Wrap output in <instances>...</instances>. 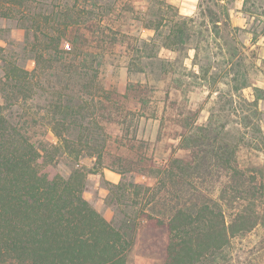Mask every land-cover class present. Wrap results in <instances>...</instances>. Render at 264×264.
Here are the masks:
<instances>
[{
	"label": "rangeland",
	"instance_id": "1",
	"mask_svg": "<svg viewBox=\"0 0 264 264\" xmlns=\"http://www.w3.org/2000/svg\"><path fill=\"white\" fill-rule=\"evenodd\" d=\"M181 2L0 0V106L14 121L43 125L34 139L57 144L44 126L58 125L70 143L56 153L57 169L65 177L83 169V196L133 236L127 264H164L166 223L196 200L192 192L231 191L230 166L224 187L202 165L174 182L166 170L176 158L227 145L261 181V134L242 118L259 96L264 130V0H196L183 12ZM179 27L190 38L177 47ZM15 66L29 71L28 87L12 79ZM251 204L236 205L255 227L201 264H264V197ZM236 205H224L227 220Z\"/></svg>",
	"mask_w": 264,
	"mask_h": 264
},
{
	"label": "trees",
	"instance_id": "2",
	"mask_svg": "<svg viewBox=\"0 0 264 264\" xmlns=\"http://www.w3.org/2000/svg\"><path fill=\"white\" fill-rule=\"evenodd\" d=\"M174 37L178 47L190 35L179 27ZM65 45L71 47L70 43ZM13 72L12 79L18 84H30L28 70L15 66ZM259 99L257 96L251 102V116L245 115L242 120L261 134L264 144V130L257 122ZM42 127L29 120H12L11 114L0 106V264H127L133 236L113 226L83 196V169H75L68 177L58 171L56 153L61 147H68L70 140L57 124L44 126L58 138L57 144L45 138L34 139L35 131ZM205 130L211 137L210 127ZM207 145L211 148L201 150L198 160L176 158L166 170L167 177L174 182L188 181L202 165L203 174L221 175L219 180L224 187L222 178L230 166L231 191L222 188L215 199L198 189L191 193L195 201L189 200L174 211L166 223L164 264H201L228 245L232 237L258 223L238 205L241 199H251L253 204L264 197V162L259 165L258 181L237 162L233 152L229 154L227 145ZM79 152L76 158L80 157ZM224 205H236L234 216L229 215L228 220Z\"/></svg>",
	"mask_w": 264,
	"mask_h": 264
},
{
	"label": "crops",
	"instance_id": "3",
	"mask_svg": "<svg viewBox=\"0 0 264 264\" xmlns=\"http://www.w3.org/2000/svg\"><path fill=\"white\" fill-rule=\"evenodd\" d=\"M194 1H196V0H182V2H181V5H182V9H181V11L183 12V11H192V7H194ZM185 13H187V12H185Z\"/></svg>",
	"mask_w": 264,
	"mask_h": 264
}]
</instances>
